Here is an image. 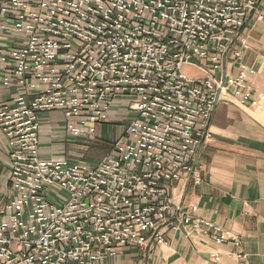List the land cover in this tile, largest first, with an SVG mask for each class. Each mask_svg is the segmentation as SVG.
Returning a JSON list of instances; mask_svg holds the SVG:
<instances>
[{
  "label": "built area",
  "instance_id": "2783aa9c",
  "mask_svg": "<svg viewBox=\"0 0 264 264\" xmlns=\"http://www.w3.org/2000/svg\"><path fill=\"white\" fill-rule=\"evenodd\" d=\"M263 8L264 0H0L2 83L24 89L0 105L11 183L0 264H106L127 245H164L184 226L188 236L239 245L170 190L202 182L199 155L219 102L264 112L243 62L251 17ZM227 62L239 64L237 75L214 73ZM120 97L138 115L98 163L40 157L41 112L61 111L74 135L95 139Z\"/></svg>",
  "mask_w": 264,
  "mask_h": 264
},
{
  "label": "crops",
  "instance_id": "0c3cea01",
  "mask_svg": "<svg viewBox=\"0 0 264 264\" xmlns=\"http://www.w3.org/2000/svg\"><path fill=\"white\" fill-rule=\"evenodd\" d=\"M246 33L249 46L243 51V62L254 70L249 76L251 86L264 93V8L251 17ZM204 64L210 68L206 61ZM239 67L238 63L227 62L214 73L237 75ZM3 69L0 64V105L12 103L24 91L2 83ZM197 69L202 75L195 79L205 78L206 73ZM129 100H116L108 119L98 124L95 139L74 135L68 127L73 120L63 112H41L40 157L98 163L112 152L113 143L138 115L129 109ZM210 131L211 139L199 155L202 182H174L170 194L194 217L219 224L224 232L238 237L240 244L236 245L234 239L218 244L214 233L188 236L184 226L176 234L168 232L164 245L148 252L127 245L121 254L107 257L106 264H264V112L221 101ZM92 150L104 155L92 159L87 156ZM9 152L8 139L0 128V208L11 196ZM193 206L197 210L192 211Z\"/></svg>",
  "mask_w": 264,
  "mask_h": 264
},
{
  "label": "rangeland",
  "instance_id": "374dc122",
  "mask_svg": "<svg viewBox=\"0 0 264 264\" xmlns=\"http://www.w3.org/2000/svg\"><path fill=\"white\" fill-rule=\"evenodd\" d=\"M247 39H248V37H247ZM248 43H249V41H248ZM184 72L186 73V75L188 77H191V78H196V77L198 78V77H201V75H202L201 72L197 68H194V67H191V66H185L184 67ZM249 107H251V106H249ZM93 148H94V146H93ZM103 155L104 154H102V152L99 153V152H96L95 150H92V151H90V153H87V156L91 157L92 159L100 158ZM51 200L55 201V199H53V198Z\"/></svg>",
  "mask_w": 264,
  "mask_h": 264
}]
</instances>
